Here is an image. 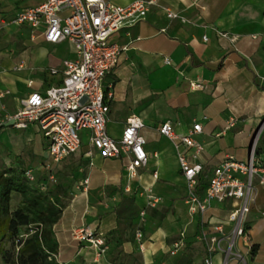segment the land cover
I'll return each instance as SVG.
<instances>
[{
    "label": "crops",
    "instance_id": "1",
    "mask_svg": "<svg viewBox=\"0 0 264 264\" xmlns=\"http://www.w3.org/2000/svg\"><path fill=\"white\" fill-rule=\"evenodd\" d=\"M43 1L0 0V17ZM111 1L127 5L136 0ZM162 7L177 17L168 18ZM111 42L120 47V54L104 81L106 93H112L107 131L119 138L129 117L141 118L149 161L128 178L126 156L105 157L86 142L72 154L79 159L74 174L67 177L73 179L71 192L54 224L56 257L69 264H205V242L199 239L202 218L188 210L189 187L178 151L157 127L170 121L184 135L195 122L202 125L194 134L202 150L196 153L184 144L180 150L188 160L202 164L199 179L205 184L226 156L247 161L264 120V0H156L145 19L118 31ZM74 55L68 41L47 42L42 29L21 25L1 30L0 119L21 108V99L32 91L58 82L50 68ZM255 147L260 148L256 156L264 160V126ZM46 148L35 123L1 127V166L35 167L41 173L48 159ZM122 195L134 198L136 214L130 226L118 222L115 209ZM231 205L213 201L204 214L205 226L224 223L228 230ZM152 209L163 218L152 215ZM263 211L264 187H259L245 221L251 250L239 237L237 247L246 262L230 259L228 264H264ZM85 225L105 238V254L73 238V229ZM138 229L140 239L135 235ZM179 238L185 245L171 255L169 249ZM222 259L221 252L213 254V264H222Z\"/></svg>",
    "mask_w": 264,
    "mask_h": 264
},
{
    "label": "built area",
    "instance_id": "2",
    "mask_svg": "<svg viewBox=\"0 0 264 264\" xmlns=\"http://www.w3.org/2000/svg\"><path fill=\"white\" fill-rule=\"evenodd\" d=\"M155 4L156 0H136L127 5L111 0H45L37 6L22 8L11 16L0 17V31L21 25L42 29L47 42L68 41L75 53L73 58L64 59L60 66L50 68L51 75L59 76L58 82L50 84L44 91H32L21 99V108L0 119V130L5 124L17 128H26L30 123L39 126L47 142L48 154L41 173L47 174L49 182L56 181L54 168L65 157L77 152L84 142L105 157L126 156L128 178L148 164L147 140L141 133L145 124L141 118L129 117L119 138L109 135L106 125L110 109L108 100L112 93H106L104 81L117 65L120 54V47L111 42V37L145 19ZM162 9L168 18L177 17L172 9ZM221 35L228 36L226 32ZM166 62L170 61L166 59ZM21 67L19 65L16 69ZM157 130L177 149L180 167L189 187L186 198L188 210L202 218L199 239L205 242L207 255L204 263L213 264L216 252L222 253V264H228L230 259L246 262L245 255L237 247V239L242 237L251 250L246 214L256 200L258 188L264 187V160L255 154L256 138L251 143L247 161L226 156L212 168L206 188L199 193L197 184L203 166L200 162L188 160L180 148L184 144L194 147L196 153L202 150L194 138V134L202 131V125L195 122L189 133L181 135L175 131L172 122L164 121ZM25 174L30 180L37 178L31 167L25 168ZM40 186L45 190L47 182H41ZM213 201H231L228 230L224 223L205 226L204 214ZM72 235L74 239L86 241L98 255L105 254L108 249L105 238L91 226L77 227ZM135 235L140 239L141 230H136ZM184 245L183 238L175 240L169 253L177 254Z\"/></svg>",
    "mask_w": 264,
    "mask_h": 264
},
{
    "label": "trees",
    "instance_id": "3",
    "mask_svg": "<svg viewBox=\"0 0 264 264\" xmlns=\"http://www.w3.org/2000/svg\"><path fill=\"white\" fill-rule=\"evenodd\" d=\"M259 153L260 148L255 147V154ZM70 169L73 166L56 172L53 183L48 181L45 173L30 180L20 165L0 170V254L5 264H69L57 259L58 244L53 237L54 224L71 192L73 179L67 178ZM41 182H47L45 190L41 188ZM207 184L199 179L198 192L201 193ZM15 195L20 199L13 205ZM115 210L118 222L130 226L136 214L134 198L122 195ZM151 214L163 218L154 209ZM23 227L27 231L20 233ZM5 239L11 240L10 248L3 247Z\"/></svg>",
    "mask_w": 264,
    "mask_h": 264
},
{
    "label": "rangeland",
    "instance_id": "4",
    "mask_svg": "<svg viewBox=\"0 0 264 264\" xmlns=\"http://www.w3.org/2000/svg\"><path fill=\"white\" fill-rule=\"evenodd\" d=\"M264 126V120H263V123L257 128V130H256V134H255V138H257V137H259V135H260V132H261V129H262V127ZM79 159V155L78 156H75V155H72V154H70V155H68L67 157H65L60 163H59V165H57L56 167L57 168H54V175H55V173L56 172H61V171H63V170H65L66 169V166L68 165V164H72V166H75V162L77 161ZM6 168H8V167H6L5 165L4 166H1V160H0V170H4V169H6ZM33 169H34V171H35V175H37L38 176V171H36L35 169V167H33ZM75 170V168H73V169H70L69 171H71L70 172V175L71 174H74V171ZM40 174V173H39ZM59 178V177H58ZM19 199H20V196L19 195H15L14 196V200L12 201V203H13V205H15L18 201H19ZM64 203L66 204L67 203V199H65L64 200ZM27 231V229H26V227H23L21 230H20V233H25ZM108 244V243H107ZM3 247H5V248H10V246H11V240H9V239H5L4 241H3ZM108 248H109V246H108ZM108 250V249H107ZM0 264H5L4 263V260H3V257H2V255L0 254Z\"/></svg>",
    "mask_w": 264,
    "mask_h": 264
}]
</instances>
